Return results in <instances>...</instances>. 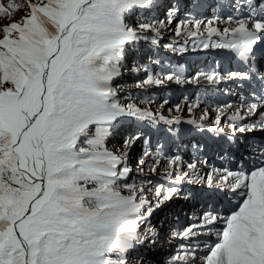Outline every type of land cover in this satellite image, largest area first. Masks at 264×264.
<instances>
[{
    "label": "snow or ice",
    "instance_id": "obj_1",
    "mask_svg": "<svg viewBox=\"0 0 264 264\" xmlns=\"http://www.w3.org/2000/svg\"><path fill=\"white\" fill-rule=\"evenodd\" d=\"M157 7V0H0V18L12 21L0 29V264H153L151 249L167 220L158 230L152 218L181 195L193 202L191 223L170 228L168 238L181 243L165 264H264V141L239 142L264 131V0H189L183 16L181 0H171L162 19L146 15ZM206 7L233 11L194 14ZM17 12L24 13L19 22ZM164 32L172 33L169 42ZM161 46L180 55L227 50L242 66L191 77L196 84L231 82L235 89L225 93L236 99L216 107V127L208 129L228 144V166L214 167L205 174L207 187L187 193L183 184L195 183L196 160L186 162L179 149L169 154L161 141L197 121L167 120L139 107L136 97L122 103L124 89L114 87L124 72L143 71L135 87L145 92L189 82L182 66L165 71ZM137 53L148 63L135 62ZM155 65L161 67L154 72ZM186 107L191 113L195 105ZM200 119L212 118L205 112ZM126 120L137 121L138 130L110 148ZM159 122L168 127L153 145ZM137 143L133 178L127 159ZM145 171L165 181L155 184L151 200L144 185L153 181L135 182ZM203 235L215 240L202 241Z\"/></svg>",
    "mask_w": 264,
    "mask_h": 264
},
{
    "label": "rangeland",
    "instance_id": "obj_2",
    "mask_svg": "<svg viewBox=\"0 0 264 264\" xmlns=\"http://www.w3.org/2000/svg\"><path fill=\"white\" fill-rule=\"evenodd\" d=\"M7 0H5V3ZM17 2H23V0H17ZM171 2V0H157V3L159 7L154 8L151 12L146 13V15H152L156 16L158 18H163L164 11L167 8L168 4ZM209 3H215V0H208ZM189 3V0H181L182 8L180 15L183 16L185 12L188 10L187 8L183 7V5H186ZM220 3L227 4L228 0H220ZM214 7H206L201 10H193L194 14L198 17H213L216 15L219 16H227L230 14L233 9L227 8V7H216L217 10L215 11L213 9ZM24 15L23 12H17L14 13L15 22H19L22 16ZM131 22H133L136 17L133 16L130 18ZM12 21H9L6 17L0 18V29L3 28V26L7 23H10ZM212 26H218L219 28H223L225 25L223 23L221 24H213ZM172 27H175L173 25ZM163 42H169L170 37L172 36L171 32H164L163 34ZM206 37V33H205ZM213 39H217V37H213ZM179 43H183V40H180ZM226 50H217V49H211V50H201L199 52H189L184 55L180 54H173L171 52H167L162 46L159 49V59L163 62H167V66L165 67V71L171 72L174 71V66H182V70L184 72V75L186 79H188L189 82L183 84V85H177L175 82L167 83L165 86H152L150 87L147 92L138 89L135 87L136 80H133L130 84H124L123 81L125 80V77L130 72H124V74L115 81L114 87L119 86L123 88L124 90L119 93V100L124 103L128 102L131 103L132 97H136V103L141 108H149L154 114H163V116L167 120H172L176 117H180L182 120L187 121L189 119H195L197 123L195 125H188L187 123H184L182 125L178 126L179 135L175 136L174 138H167L166 141L162 140V143H167V148L165 149L169 154H175L177 149H179L180 154L183 156L184 160L186 162H191L193 159L196 160V166L198 170V175H193L190 177L191 180H194L195 183H188L185 182L183 184V192L187 193L189 191H196L201 187H207V179H206V173H209L212 171V169L215 167L216 169H220V165H213L210 161H205L202 157V152L198 151L193 148V145H199L197 142L198 140H201L205 135H208L210 132L208 129L211 127L216 126L212 123V120L215 119L217 116L216 107L220 106L223 107L224 104H226L229 101H233L236 99L235 96L231 94H226L225 89H235V86L233 83H220L217 85H211L207 80L200 79L199 83H192L191 77L194 72L197 70H204V71H210L213 68L218 69L221 72L226 71H232L234 69H239L238 65H231L230 62L228 63L229 59L225 58ZM133 62L132 59H128L125 61V67H130L131 63ZM137 63H148L147 58L143 57L142 54H137V58L135 60ZM152 71H158L161 67V65L156 66H150ZM143 72V71H142ZM145 78V74L141 75L140 77L136 78L138 80H142ZM145 97H151L152 102L151 103H141L140 101L145 99ZM167 100V103H164V101ZM178 105L179 107H175ZM187 105H195L193 108V111L189 113L187 111ZM226 112H229L228 109H225ZM207 113L209 117L212 119H209L208 121H202L200 117L202 114ZM259 119V118H258ZM226 124V125H225ZM168 125H166L163 122L158 123V129H160L159 132H155L152 135V141L153 145L157 143V137L161 136L163 133V130L166 129ZM222 127L228 132H231V129L227 123H223ZM138 130V123L135 120H126L124 121L123 126L120 128L118 134L109 142V147H118V141H121L125 136L129 134H133L135 131ZM202 130L204 131V134L202 133ZM184 131V132H183ZM258 131V130H257ZM257 131H254L252 134L257 133ZM188 135H187V134ZM249 134V135H250ZM246 141H242V145L245 144ZM141 155V144L137 143L135 148L132 150L131 154L128 156L127 162L128 165L132 168V175L133 178L137 177V159L140 158ZM147 163H152L153 161L151 159L145 158ZM223 163V160H221ZM185 169L186 164H185ZM149 178L153 181L152 185H144V187L149 188L150 190L146 192V198L151 200L153 199V193L155 191V184L156 183H165L163 181L161 174L159 172L153 174L151 172L145 171L142 176L135 179V182L139 185L140 179ZM203 181V182H202ZM129 182H132V179L129 180ZM122 194H127L126 191ZM172 202H176L180 205L183 212L180 214L181 217L186 219H183L184 221L180 225H165V228L167 227V230L170 231V228H174L175 230L179 231L180 229H183L186 225H189L191 223V220L189 219L188 215L189 213L193 212V202L190 200H185L183 195H181L178 198H175L172 200ZM171 202V203H172ZM198 210V208H197ZM186 211V213H185ZM154 216L152 218V222L155 225L156 229H160V224L163 222H157L158 216ZM194 218V217H193ZM158 223V224H157ZM144 228H141V231H143ZM162 239H160L159 243L166 245V250L164 251L166 255H168V258L171 254H173L176 250L177 245L181 243V239L177 238L174 240H170L168 238L169 234L165 231V229L161 230ZM200 240L207 241L211 243L213 240H215L214 235H203L200 237ZM165 247V246H164ZM264 251V250H262ZM167 258V259H168ZM164 258L161 261H157L158 264H165V261L167 260Z\"/></svg>",
    "mask_w": 264,
    "mask_h": 264
},
{
    "label": "trees",
    "instance_id": "obj_3",
    "mask_svg": "<svg viewBox=\"0 0 264 264\" xmlns=\"http://www.w3.org/2000/svg\"><path fill=\"white\" fill-rule=\"evenodd\" d=\"M131 21V19L129 20V22ZM137 54H140V53H137ZM156 66V65H155ZM145 73L144 72H140L138 75H134L132 73H128L125 77V80L123 81L124 84H130L131 82H133V80H138L136 78L140 77L141 75H144Z\"/></svg>",
    "mask_w": 264,
    "mask_h": 264
},
{
    "label": "bare ground",
    "instance_id": "obj_4",
    "mask_svg": "<svg viewBox=\"0 0 264 264\" xmlns=\"http://www.w3.org/2000/svg\"><path fill=\"white\" fill-rule=\"evenodd\" d=\"M231 110H229V112H230ZM220 164V163H219ZM249 166H250V162H249ZM165 247H166V245H165ZM165 247H163V248H165ZM165 258L167 259V255H165Z\"/></svg>",
    "mask_w": 264,
    "mask_h": 264
}]
</instances>
